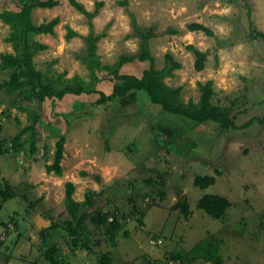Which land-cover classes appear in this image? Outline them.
<instances>
[{
	"label": "rangeland",
	"instance_id": "1",
	"mask_svg": "<svg viewBox=\"0 0 264 264\" xmlns=\"http://www.w3.org/2000/svg\"><path fill=\"white\" fill-rule=\"evenodd\" d=\"M46 1L0 0V14L29 4L34 6L31 18L36 26L60 18L54 36L29 35L32 46H47L35 51L34 65L44 84L57 93L67 87H82L86 93L32 104L41 118V135L32 153L30 134L24 136L28 141L23 151L12 148L15 137L29 125L27 115L11 105L22 94L0 92V142L6 150L0 156V190L10 186L17 195L0 211V264L10 259L12 264H51L42 254L45 240V246L58 249L61 264H98L110 246H115L112 264H126V258L146 264L153 252L164 254L165 264H198L192 249L207 240L218 241L222 264H264V126H245L252 118H264V40L253 32L264 34V0H76L90 13L96 2H104L93 19L81 14L72 0H56L54 8L38 7ZM123 1L128 5L122 6ZM193 23L207 26L214 36L190 31ZM152 29L153 36L146 40ZM72 31L76 36L69 39ZM10 32L0 20V56L15 54L6 42ZM190 45L208 53L204 71L195 69ZM144 46L157 70L165 67L167 54L182 64L165 83L183 88L185 104H198L199 83L214 81L212 104L234 107L232 116L240 129L222 130L212 122L194 126L149 100L141 109L137 104H98V92L112 94L116 73L142 77L151 67L150 61L138 58ZM123 57L133 61L121 65ZM13 73L0 71V83ZM60 133L66 134V143L63 175L57 178L45 167L54 161ZM216 171L222 176L213 186L201 190L194 185L196 176H216ZM67 182L75 184L73 199L91 232L88 249L74 250L72 237L51 227L73 221L65 205ZM181 193L190 203L188 218L174 209ZM205 194L231 201L224 218L214 219L198 208ZM116 209L128 221L119 218L124 231L118 243L111 244L105 228L94 223L95 212L118 218ZM2 222L10 223L11 235ZM154 237H162L163 245L152 246Z\"/></svg>",
	"mask_w": 264,
	"mask_h": 264
},
{
	"label": "trees",
	"instance_id": "2",
	"mask_svg": "<svg viewBox=\"0 0 264 264\" xmlns=\"http://www.w3.org/2000/svg\"><path fill=\"white\" fill-rule=\"evenodd\" d=\"M71 4L88 19H93L99 13V10L104 6V2L98 1L96 2L95 11L90 13L83 5L76 2V0H72ZM120 4L122 6H127L128 1L120 2ZM37 5L40 8H54L59 5V2L56 0H48L46 2H39ZM33 9V5L25 4L13 10H3L0 14V20L7 24L11 29L10 36L6 39V42L12 44L15 50V54L9 53L2 54L0 56V71H14L10 80L0 83V92L5 91L7 94H15V92H19L22 94V98L14 100L11 105L13 108L17 109L19 113H25L29 122V125L23 128L15 137L12 148L16 152L23 151L25 141L28 140L31 142L32 153L36 151L37 145L35 146V141L38 137H40L39 135H41V133L39 134L41 118L38 111L32 107L34 102L39 104L43 103L47 98L55 97L63 99L67 94L81 95L86 93L82 87H67L57 93L51 85L44 84L41 72H39L34 65L33 57L36 50H45L47 49V46L39 43L32 46L28 38L29 35L35 34H49L54 36L56 34L55 27L60 23V18H55L50 22L42 23L39 26H36L31 18ZM134 26L138 32H141L139 27L136 25ZM188 28L190 31H201L206 33L208 36H214V32L210 28L200 23H193L189 25ZM153 31L154 30L152 29L150 35L148 37L144 36V38L148 40L152 37ZM253 32L264 40L263 33L256 30H253ZM173 33L176 32L173 31ZM75 36L76 33L72 31L69 34V39ZM88 41H90V38ZM188 49H190L196 57L194 65L195 69L198 72L204 71L206 68L208 53L198 50L193 45L188 46ZM94 50L95 48L92 47L91 51ZM138 58L141 61H150L151 67L144 71L142 77L116 73L115 75L118 83L114 85L112 94L106 95L103 92H98L100 94V99L97 101L98 104L103 105L108 101L115 103V105L119 107L137 104L140 106L139 109H141L144 108L145 103L149 100L153 104L160 105L165 112L179 115L192 121L194 126H201L205 123L212 122L217 124L222 130L240 129V127L235 124L236 117L232 116V113H234V107H223L212 104V98L215 96V90L213 88L214 81H208L205 84L199 83L201 99L198 104L193 102L185 104L181 97V91L183 88H173L165 83L166 78L173 77L174 72L182 68V64L178 62L172 54L166 55V65L162 70H157L155 68V59L147 47H143L142 54ZM132 61V57H123L120 60V64L122 65ZM22 101H24V104ZM27 103L29 105H25ZM256 122H259L264 126V118L258 117L252 118L247 124H245V126L248 127ZM15 123L17 126L21 125L19 117L15 118ZM2 132L3 123L0 120V140ZM53 133L55 132H52V134ZM27 134H30V137L28 140L27 138L25 140L24 136ZM65 143L66 134L60 133L59 140L55 145L56 151L54 152V161L52 164H48L45 167L48 174L54 173L58 177L63 175L62 161L64 159ZM5 153L6 150L0 142V156ZM217 176H222V172L216 171V176L198 175L195 177L194 185L201 190H206L216 183ZM147 184H149V182ZM65 187V205L73 221H67L64 225L54 224V226L51 227L55 229H64L68 235L72 237L74 250L81 247L88 249L91 232L86 225L85 216L79 213L80 205L73 199L75 184L73 182H67ZM13 190L14 189H11L10 186L6 187L4 190H0V211L6 202L17 196ZM161 193V197L164 198L165 193ZM197 206L199 209L205 211L210 217L214 219H222L226 216L228 209L232 206V203L224 196L205 194L199 200ZM174 209L180 210L185 218L192 215L188 197L183 195V193H181L179 202L174 206ZM136 210L137 208L134 207L135 212ZM101 211L95 212L96 218L94 223L102 225L105 228V234L108 238L107 241L111 244H116L118 234L124 231L123 221L127 222L128 217L124 212L116 209V213H120L121 217H113L114 220L109 222V212ZM119 218H122L123 221ZM2 225L6 228V233L11 235L13 230L9 228L10 223L2 222ZM15 228L17 229V226H15ZM215 241L217 243L207 240L196 244L192 249L193 254L196 255L195 258H201L208 262H213L214 264H222L218 254V241ZM45 244L46 240L43 245L45 248H42V254L45 260L51 264H61L62 262L60 261L62 260L59 261V255H57L59 254L58 249L55 246L47 247ZM100 244L101 241L97 243V245ZM39 263L40 261L37 260L30 264ZM98 264H112L111 255L109 253L102 254L98 259Z\"/></svg>",
	"mask_w": 264,
	"mask_h": 264
},
{
	"label": "crops",
	"instance_id": "3",
	"mask_svg": "<svg viewBox=\"0 0 264 264\" xmlns=\"http://www.w3.org/2000/svg\"><path fill=\"white\" fill-rule=\"evenodd\" d=\"M74 96H76V95H74ZM77 97H79V96H77ZM52 153L54 154V148H53V151H52ZM50 155H52L51 154V151H50ZM47 174V173H46ZM48 175V174H47ZM49 176V175H48ZM57 178H59L58 176H57ZM6 204V203H5ZM231 208V207H230ZM230 208L228 209V211L230 210ZM227 211V212H228ZM224 218V217H223ZM9 238V237H8ZM10 238H11V236H10ZM117 243H118V240H117ZM116 243V244H117ZM106 246L107 245H105V248H106ZM111 248H108V250H107V252H104V253H109L110 255H111V258H112V261H113V253H112V250L114 249V247H112V246H110ZM1 251V253H3L4 251H3V249H1L0 250ZM129 252V251H128ZM127 252V253H128ZM163 253H166V252H163ZM162 255H164V254H158V252H153V253H151V255L149 256V258H150V261L149 262H151V263H153V264H165L166 262H164L163 260H161V257H162ZM148 259V258H147ZM13 260L14 259H10V260H8V261H6V262H4L3 264H12L13 263ZM198 261V264H200L201 262H202V264H213V262H208V261H206V260H202L201 258H195L194 260H193V262L194 261ZM129 261H130V259H127L126 258V264H132V263H129ZM169 263H170V261H169ZM168 263V264H169ZM172 264H185V263H183V260H179L178 262H171ZM133 264H136V263H133ZM191 264H193V263H191Z\"/></svg>",
	"mask_w": 264,
	"mask_h": 264
},
{
	"label": "built area",
	"instance_id": "4",
	"mask_svg": "<svg viewBox=\"0 0 264 264\" xmlns=\"http://www.w3.org/2000/svg\"><path fill=\"white\" fill-rule=\"evenodd\" d=\"M114 220V218L113 217H111L110 219H109V221L110 222H112ZM150 244L152 245V246H154V247H160L161 245H163V243H164V239L161 237V238H151L150 239ZM146 264H153V263H151V262H147Z\"/></svg>",
	"mask_w": 264,
	"mask_h": 264
}]
</instances>
